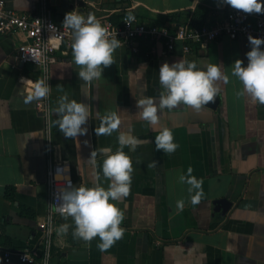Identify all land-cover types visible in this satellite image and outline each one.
Instances as JSON below:
<instances>
[{
  "label": "crops",
  "instance_id": "1",
  "mask_svg": "<svg viewBox=\"0 0 264 264\" xmlns=\"http://www.w3.org/2000/svg\"><path fill=\"white\" fill-rule=\"evenodd\" d=\"M23 14H35L42 0H5ZM85 6L74 9L101 20L118 21L133 11L148 24H166L171 14H189L197 7L209 10L207 22L236 8L222 0H83ZM60 20L71 11L72 2L47 0ZM264 16V12H252ZM188 18V19H190ZM30 36L17 31L0 34V234L13 243L12 250L30 247L38 255L48 250L40 223L50 210L47 170L52 162H66L75 185L107 187L102 174L105 154L102 147L116 151L122 147L133 161L130 192L117 201L124 211L121 226L126 230L110 248L97 247L99 237L91 241L74 238L73 218L59 216L50 242L51 264H264V104L238 92L242 82L232 75L234 61L247 64L249 41L243 37H222L214 42L194 45L185 53L178 43L172 53L152 52L141 43L139 53L120 45L114 62L102 76L91 82L79 78L81 66L73 53H59V62L50 68V125L37 110V100L25 103L21 77L40 79L37 67L18 61V48ZM195 60L206 68L218 63L229 81H218L220 93L216 108L205 106L197 112L181 104L160 109V123L173 130L179 147L172 153L157 149V131L142 118L137 101L152 96L159 103L164 91L159 68L164 62ZM90 105L88 133L65 137L52 109L61 96ZM115 112L119 127L110 135L94 131L102 117ZM130 132L143 142L132 149L118 144V135ZM96 151L95 161L91 153ZM156 161L155 166H149ZM191 166L203 179L204 196L191 202L190 185L181 182ZM97 173H100L98 176ZM15 190L14 200L5 198L7 188ZM184 201L183 209L177 207ZM69 223L67 233L58 227ZM11 264H20L14 258Z\"/></svg>",
  "mask_w": 264,
  "mask_h": 264
},
{
  "label": "clouds",
  "instance_id": "2",
  "mask_svg": "<svg viewBox=\"0 0 264 264\" xmlns=\"http://www.w3.org/2000/svg\"><path fill=\"white\" fill-rule=\"evenodd\" d=\"M236 9L246 13L264 12V0H222ZM128 23V21H126ZM62 24L71 30L73 37L72 53L74 61L80 65L79 78L91 82L102 76L105 67L114 62V52L120 47L121 40L116 33H109L108 29L97 19L94 14L85 16L82 12L73 9L64 15ZM250 50L246 52L247 64L242 59H236L232 75L243 84L238 95H245L260 104H264V37L248 35ZM25 103L40 100L50 94V84L44 79L36 81L21 77ZM159 80L164 89L155 102L152 96H144L137 101L142 108V118L147 121L155 136L156 148L166 153L174 152L179 144L174 139L173 130L160 123V109L172 110L181 104L190 106L194 111H201L210 102H214L220 93L218 81L227 83L228 74L222 72L218 63H209L206 68L197 66L195 60L179 59L172 63L167 61L159 68ZM57 119L53 124L58 125L65 137L84 136L88 133V120L91 115L90 105L76 99H69L65 93L57 101V106L52 109ZM120 125V118L115 112L102 117V122L94 131L97 135H110ZM118 144L131 146L135 149L143 141L130 132H121L118 135ZM105 154L101 170L104 177L109 178L107 187L101 183L94 186L74 185L71 180L67 186L61 188L56 195L59 201L56 211L65 217H72L75 227L72 229L74 238L91 241L99 237L97 247L101 250L110 248L124 235L125 228L121 226L124 211L118 206L117 201L127 197L132 182L133 161L122 147L112 151L111 147H102L99 150ZM97 153L93 151L91 157L95 161ZM156 161L149 166H155ZM193 169L188 167V175L181 174L179 180L190 185L188 191L191 202L198 204L204 196L202 188L203 179L191 175ZM99 176L100 173H97ZM177 207L183 209L184 201L178 200ZM51 217H49V220ZM71 225L62 223L58 227L60 233H67ZM2 264V258H0Z\"/></svg>",
  "mask_w": 264,
  "mask_h": 264
},
{
  "label": "built area",
  "instance_id": "3",
  "mask_svg": "<svg viewBox=\"0 0 264 264\" xmlns=\"http://www.w3.org/2000/svg\"><path fill=\"white\" fill-rule=\"evenodd\" d=\"M40 5L37 13L28 15L10 8L5 0H0V34L11 35L17 31L28 34L30 41L18 48L16 59L37 67L41 73L40 79L50 84V68L59 62V53H72L73 37L71 30L62 24L64 18L58 20L55 17L47 0H42ZM101 22L109 33L117 32L121 45L127 46L135 54L139 53L141 43L145 42L151 44L152 52H156L157 45L161 44L165 48L161 53H172L176 50L177 44L181 43L183 51L189 53L194 45L211 43L222 37L230 39L243 37L247 40L249 34L264 37V16H254L239 9L230 11L201 27L176 22L148 24L133 11L123 13L118 21L107 18ZM261 47L264 48V45ZM37 110L46 118V124L49 126L51 87L47 97L37 100ZM69 180L75 185L66 162H52L49 165L47 186L50 210L45 220L40 223L48 243V251L40 256L30 247L21 250L0 248L2 264H11L14 258H17L20 264H51L49 246L55 232L56 221L62 216L56 211L59 201L55 197L61 188L67 186Z\"/></svg>",
  "mask_w": 264,
  "mask_h": 264
},
{
  "label": "trees",
  "instance_id": "4",
  "mask_svg": "<svg viewBox=\"0 0 264 264\" xmlns=\"http://www.w3.org/2000/svg\"><path fill=\"white\" fill-rule=\"evenodd\" d=\"M208 14H209V10L207 8L200 6V7H197L195 12L192 14L191 18L189 17L190 16L189 14L181 13V14H171L169 15L168 19L178 24L189 23L190 26L201 27L202 25L208 23L206 20ZM143 44H146L145 47H147L148 49L151 47V44L149 42H145ZM14 194H15L14 188L9 187L7 188L5 192V198L10 201H13ZM0 248L13 249V243L9 236L0 234Z\"/></svg>",
  "mask_w": 264,
  "mask_h": 264
},
{
  "label": "water",
  "instance_id": "5",
  "mask_svg": "<svg viewBox=\"0 0 264 264\" xmlns=\"http://www.w3.org/2000/svg\"><path fill=\"white\" fill-rule=\"evenodd\" d=\"M66 2H72L71 9H74L76 6H85V2L83 0H65ZM219 104L218 96L215 98L214 102H210L207 106L210 108H216Z\"/></svg>",
  "mask_w": 264,
  "mask_h": 264
}]
</instances>
